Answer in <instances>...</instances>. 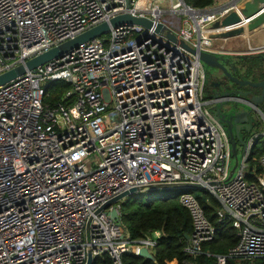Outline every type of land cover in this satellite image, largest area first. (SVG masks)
Listing matches in <instances>:
<instances>
[{"label":"built area","instance_id":"obj_1","mask_svg":"<svg viewBox=\"0 0 264 264\" xmlns=\"http://www.w3.org/2000/svg\"><path fill=\"white\" fill-rule=\"evenodd\" d=\"M234 1L0 0V73L119 13L163 24L111 27L0 85V264H86L89 253L122 264L125 251L153 254L161 232L131 241L124 198L106 203L133 187L177 183L199 185L179 187L190 189L179 194L192 219L187 253L215 235L192 191L202 188L237 234L216 264L264 257V152L252 154L264 129L243 140L231 171L228 132L206 106L220 98L205 100L204 65L180 42L222 51L212 24L240 11L244 0ZM56 80L71 87L50 103Z\"/></svg>","mask_w":264,"mask_h":264},{"label":"trees","instance_id":"obj_2","mask_svg":"<svg viewBox=\"0 0 264 264\" xmlns=\"http://www.w3.org/2000/svg\"><path fill=\"white\" fill-rule=\"evenodd\" d=\"M186 4L205 8L210 6L214 0H184ZM248 56V55H247ZM251 62L247 63V71L252 65L260 68L258 76L252 79L264 78L262 70L264 52L249 55ZM257 60V61H256ZM264 60V59H263ZM251 63V64H250ZM246 74V73H245ZM249 75L250 72H247ZM71 84L65 80H56L47 87L49 95L45 100L54 103L62 100V94L69 89ZM264 152V139L259 138L253 146L252 154L258 155ZM184 188L145 189L126 196L121 203V220L127 230L131 241L160 231L156 236V244L153 250V258L143 257L130 251L121 255L122 264H213L216 256L225 254L228 248L236 242V229L225 220H220L216 209L220 205L218 200L206 189H192L210 221L215 226L213 239L201 244V251L192 255L184 250L187 244L186 235L192 232V219L190 211L179 200V194ZM91 264H114L107 253L94 257ZM226 264H248L227 258ZM253 264H264V257L255 259Z\"/></svg>","mask_w":264,"mask_h":264},{"label":"water","instance_id":"obj_3","mask_svg":"<svg viewBox=\"0 0 264 264\" xmlns=\"http://www.w3.org/2000/svg\"><path fill=\"white\" fill-rule=\"evenodd\" d=\"M185 3L184 0H182ZM236 1V0H235ZM234 1V2H235ZM186 4V3H185ZM163 6V5H162ZM120 24H140L145 27L154 26L157 32L162 31L163 24L160 22L154 23L151 19L143 16L133 15L128 12L119 13L109 18V20L102 21L87 30L81 32L80 34L74 36L73 38L67 39L66 41L51 47L50 49L43 51L37 55H34L26 59L23 63H20L2 73H0V85L10 81L11 79L23 74L26 70L32 69L37 65L45 63L53 58L62 56L69 50L76 48L80 44L107 33L111 27H115ZM264 26V0H244L240 7V11L237 12L232 9L227 13L222 19L216 20L212 27L216 30L214 37L227 38L236 35H241L247 29L251 31L259 26ZM166 35L174 40L178 41L177 37L171 30H167ZM186 48H188L193 53L197 54L198 59L202 61L207 66H210L216 70H220L222 75L213 77L215 80V85L224 83L223 93L214 92L210 94V97H218L220 100L216 103L218 107L216 109V114L218 116L217 121H223V125L229 135V140L231 143L230 153L236 157V146L237 142L242 141L240 130L242 127L251 125L254 114L258 113L261 109V105L264 101V78L258 80H252L247 77H239L236 73L239 72L240 67L232 62L229 58L225 57L228 54L225 51H208L202 49H195L190 47L183 41H180ZM224 50V48H222ZM238 57H245L246 55L238 54ZM232 87L231 90H226ZM245 87V90H241ZM253 89L258 90V93H252ZM226 90V91H225ZM242 92V96L235 95L234 92ZM226 100H233V107L228 109L227 113H223L222 102ZM242 105L243 107H240ZM236 166V162L233 165L231 171ZM179 187H199L198 184L189 183H177V184H161L152 185L149 189H164V188H179ZM142 188L133 187L128 191H125L118 196L114 197L112 200L107 202H114L118 199L125 198L126 196L141 191ZM112 218L117 219V223L120 225L121 221L118 219L116 210L110 212ZM188 238L189 236L186 235ZM138 255L148 258H153V254L148 251L146 247H141L139 249ZM92 255L88 254L86 264L92 263ZM216 264V261L213 262Z\"/></svg>","mask_w":264,"mask_h":264},{"label":"rangeland","instance_id":"obj_4","mask_svg":"<svg viewBox=\"0 0 264 264\" xmlns=\"http://www.w3.org/2000/svg\"><path fill=\"white\" fill-rule=\"evenodd\" d=\"M217 42L219 43V40L216 41V43ZM249 55H255V53H250ZM225 57L229 58L232 62H234L235 64H237L240 67V69H239V72L240 73L250 72L249 75H250L251 78H253L254 76H258L259 73H260V68L261 67H258L257 65H252L251 64L252 62H251V58L250 57H246V56L245 57L244 56L243 57H238L237 55H233V54H226ZM263 59H264V57H263ZM263 59L261 58L260 60H258L259 62H263V64H262L263 65L262 66V70H264V60ZM246 62H251L250 63L251 64V69L249 71H247V66L248 65H247ZM203 65H204V68L206 70V79H205L203 97L206 100V99H208L210 97V93H209V90H208V86H209L210 80H212L213 77H215V76H221L222 73H221L220 70H216V69H214V68H212L210 66L205 65L204 63H203ZM231 89H233V88L230 87V88H227L226 90H231ZM241 90L244 91L245 90V87L242 88ZM221 93H223V92H219V94H221ZM234 94L235 95H238V96H242L243 95L242 92H239V91L234 92ZM233 105H234V101L233 100H226V101L222 102V108L221 109H223V113H227L228 112V109L231 108V107H233ZM206 106L213 113V115L215 116V118L217 119L218 116L216 114V109L218 107V104L208 103V104H206ZM239 106L240 107H243L242 105H239ZM254 118H255V124L252 127L250 133H254V132L261 131V130L264 129V118H263V114L261 112H258L256 114H254ZM220 122L222 123V125H225L223 121L220 120ZM247 135L248 134H245L244 140L248 137ZM243 142H244L243 139H242V141L237 142V146H236L237 158H240L241 155H242V151H243V148H244V143ZM235 161H236V157L235 156H232V158H231V165L232 166L235 164Z\"/></svg>","mask_w":264,"mask_h":264},{"label":"crops","instance_id":"obj_5","mask_svg":"<svg viewBox=\"0 0 264 264\" xmlns=\"http://www.w3.org/2000/svg\"><path fill=\"white\" fill-rule=\"evenodd\" d=\"M218 40L219 43H216ZM213 43L216 46H221V48L223 47L224 50L222 51H225L228 54L249 55L250 53H262L264 52V26L261 25L251 31L246 29L241 35L227 38L216 37L214 38Z\"/></svg>","mask_w":264,"mask_h":264},{"label":"flooded vegetation","instance_id":"obj_6","mask_svg":"<svg viewBox=\"0 0 264 264\" xmlns=\"http://www.w3.org/2000/svg\"><path fill=\"white\" fill-rule=\"evenodd\" d=\"M248 55V54H247ZM246 55V57H248ZM239 77H242V78H245V77H247V78H249V79H252L251 77H250V75H248L247 73L245 74V73H240V72H237L236 73ZM252 80H254V79H252ZM215 80H210V82H209V86H208V90H209V93L210 94H213L214 92H222L223 91V86L224 85H226L225 83H224V85H222V84H220L219 85V83H218V85H215ZM259 91L258 90H256V89H253V91H252V93H258ZM262 108H264V101H263V103H262V105H261V109ZM254 124H255V118H253V121H252V123H251V125H249V126H246V127H242L241 128V130H240V135H241V139H243L244 140V136H245V134H248L249 135V133L251 132V129H252V127L254 126ZM247 135V136H248Z\"/></svg>","mask_w":264,"mask_h":264}]
</instances>
